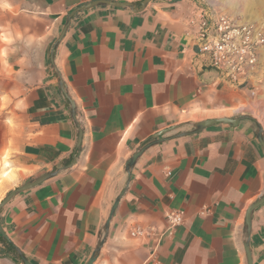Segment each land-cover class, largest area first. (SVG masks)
<instances>
[{
  "label": "crops",
  "instance_id": "obj_1",
  "mask_svg": "<svg viewBox=\"0 0 264 264\" xmlns=\"http://www.w3.org/2000/svg\"><path fill=\"white\" fill-rule=\"evenodd\" d=\"M93 1L0 0V163L12 180L2 198L58 171L2 207L9 241L33 264H87L103 240L93 264H248L246 213L264 195L254 120L157 144L130 178L125 164L171 126L249 114L264 127V44L257 65L231 76L199 50L195 20H211L209 8L152 0L137 12L84 9L55 45L69 14ZM180 211L170 230L167 214ZM249 240L264 264V203ZM0 264L24 263L0 253Z\"/></svg>",
  "mask_w": 264,
  "mask_h": 264
},
{
  "label": "water",
  "instance_id": "obj_2",
  "mask_svg": "<svg viewBox=\"0 0 264 264\" xmlns=\"http://www.w3.org/2000/svg\"><path fill=\"white\" fill-rule=\"evenodd\" d=\"M151 1L152 0H141L138 3H134V2H126V1L95 0L93 2H89L87 4L81 5L78 8H76L75 10H73L69 14V16L67 17V20H66V22H65V24H64V26L60 32V35H59L55 45H57L62 40L64 35L66 34V32H67V30L71 24L72 17L76 13H78L84 9H88V8L97 6L99 4H108V5H111L114 7L130 8L132 11L137 12V11L144 10ZM68 98L70 99L73 108H75V103L73 102V100L69 96H68ZM74 112H75V110H74ZM243 119H252L256 122V124L258 126L257 137L259 139L260 144L264 148V127L255 117H253L252 115H249V114H240L239 116H236V117H219V118H210V119L200 120V121L195 122L193 124V128L191 130H186V131H181V132H176L180 128V126L175 125V126L168 127L166 129H163V130L155 133L151 139H149L148 141L143 143L132 154V156L126 161V164H125V169H126V172L128 174V177L130 178L132 169H133L136 161L138 160V158L141 155H143V153L146 152L149 148H151L157 144L163 143L167 140H170L172 138L197 134V133L201 132L202 130H204L208 127H211L215 124H218V123H224V124L231 125V126H238ZM82 136H83V131L80 130V136H79V141H78L77 147H79L81 144ZM75 161H76V158L73 160V162L68 164L65 168L71 167L75 163ZM57 173H58V171H50V172L42 173L38 177H36L35 179L28 181V182L24 183L23 185L15 188L14 190L9 192V194H7L1 200V202H0V233L7 240H9V238H8V235L6 234V232L2 226V221H1V209H2V207H4L16 194L23 192V191H26V190L42 183L43 181L55 176ZM124 193H125V190H123L121 192V194L117 197V199L115 200V202L113 204L109 218H108L107 223L105 225L106 233L108 232L110 221H111V219L115 213L116 207H117V205H118V203H119V201H120V199ZM263 203H264V195L261 198H259L257 201H255L253 204H251V206L248 208L247 213H246V224H247V228H248V239L246 240V243H245V250H246V255H247V259H248V264H253L252 253L250 250V240H249L250 231H251V223H252V213L254 212V210L258 206H260ZM103 242H104V240L97 247L96 251L94 252V254L92 255V257L90 258V260L88 261L87 264H93L96 261ZM18 254L21 257L24 264H33L32 262H30V260L23 253L18 251Z\"/></svg>",
  "mask_w": 264,
  "mask_h": 264
},
{
  "label": "built area",
  "instance_id": "obj_3",
  "mask_svg": "<svg viewBox=\"0 0 264 264\" xmlns=\"http://www.w3.org/2000/svg\"><path fill=\"white\" fill-rule=\"evenodd\" d=\"M213 19V20H212ZM211 20L202 12L195 20L201 39L199 50L207 54L212 64L231 71L230 75L246 74L248 67L258 63L263 34L253 26L235 25L231 19L219 14ZM168 228L174 229L184 221L183 212L167 214ZM146 233L144 228L132 231L133 236Z\"/></svg>",
  "mask_w": 264,
  "mask_h": 264
},
{
  "label": "rangeland",
  "instance_id": "obj_4",
  "mask_svg": "<svg viewBox=\"0 0 264 264\" xmlns=\"http://www.w3.org/2000/svg\"><path fill=\"white\" fill-rule=\"evenodd\" d=\"M204 6L213 12V16L222 14L231 19L235 25L253 26L264 37V0H200ZM264 44V42H263ZM264 68V47L261 50ZM193 128V126H192ZM4 166V167H3ZM5 164L0 163V201L12 180L3 175ZM13 171L16 169L13 168ZM14 179V178H13ZM2 247L0 246V249Z\"/></svg>",
  "mask_w": 264,
  "mask_h": 264
},
{
  "label": "trees",
  "instance_id": "obj_5",
  "mask_svg": "<svg viewBox=\"0 0 264 264\" xmlns=\"http://www.w3.org/2000/svg\"><path fill=\"white\" fill-rule=\"evenodd\" d=\"M0 242L4 246V248L1 249L0 253L10 254L18 258L19 260H21V258L18 255V250L15 247V245L11 241L7 240L1 233H0Z\"/></svg>",
  "mask_w": 264,
  "mask_h": 264
},
{
  "label": "bare ground",
  "instance_id": "obj_6",
  "mask_svg": "<svg viewBox=\"0 0 264 264\" xmlns=\"http://www.w3.org/2000/svg\"><path fill=\"white\" fill-rule=\"evenodd\" d=\"M1 202V201H0Z\"/></svg>",
  "mask_w": 264,
  "mask_h": 264
}]
</instances>
